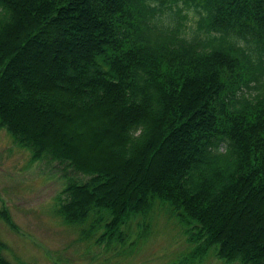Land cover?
Listing matches in <instances>:
<instances>
[{
    "label": "trees",
    "instance_id": "16d2710c",
    "mask_svg": "<svg viewBox=\"0 0 264 264\" xmlns=\"http://www.w3.org/2000/svg\"><path fill=\"white\" fill-rule=\"evenodd\" d=\"M1 130L86 177L52 208L79 241L125 253L163 219L190 261L264 264V0H0Z\"/></svg>",
    "mask_w": 264,
    "mask_h": 264
},
{
    "label": "rangeland",
    "instance_id": "374dc122",
    "mask_svg": "<svg viewBox=\"0 0 264 264\" xmlns=\"http://www.w3.org/2000/svg\"><path fill=\"white\" fill-rule=\"evenodd\" d=\"M183 13L187 14L186 25L193 28L194 14L189 10ZM35 53H26L14 64L12 74L26 70L38 73L39 64L49 63L42 52L29 57ZM11 81L15 82L14 77ZM66 177L79 181L86 178L62 163L30 162L28 152L14 146L0 131V209L7 211L16 227L10 230L0 220V242L5 246L2 255L6 260L14 264H238L224 263L211 252L197 262L188 260L193 244L163 219L155 220L147 237L125 253L79 241L76 231L60 224L52 214L54 198Z\"/></svg>",
    "mask_w": 264,
    "mask_h": 264
}]
</instances>
